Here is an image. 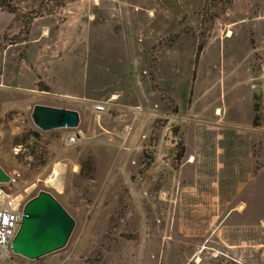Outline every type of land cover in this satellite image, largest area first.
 I'll return each instance as SVG.
<instances>
[{
    "label": "rangeland",
    "instance_id": "1",
    "mask_svg": "<svg viewBox=\"0 0 264 264\" xmlns=\"http://www.w3.org/2000/svg\"><path fill=\"white\" fill-rule=\"evenodd\" d=\"M0 165L76 222L0 264H264V0H0Z\"/></svg>",
    "mask_w": 264,
    "mask_h": 264
},
{
    "label": "water",
    "instance_id": "2",
    "mask_svg": "<svg viewBox=\"0 0 264 264\" xmlns=\"http://www.w3.org/2000/svg\"><path fill=\"white\" fill-rule=\"evenodd\" d=\"M254 94L261 95V89L255 88ZM34 125L42 132L56 129H77L80 115L77 111L37 105L32 112ZM36 137L39 136L35 132ZM173 138V131H170ZM10 175L0 165V185L9 183ZM76 226L74 218L47 191H41L29 200L23 211L20 228L11 244V252L31 261L64 249Z\"/></svg>",
    "mask_w": 264,
    "mask_h": 264
},
{
    "label": "built area",
    "instance_id": "3",
    "mask_svg": "<svg viewBox=\"0 0 264 264\" xmlns=\"http://www.w3.org/2000/svg\"><path fill=\"white\" fill-rule=\"evenodd\" d=\"M104 105H97L96 111H104ZM130 133L132 128L127 127ZM79 134L71 135L69 142H76ZM10 175V182L0 185V259L11 250V244L20 228L23 218L24 207L27 203V196L15 190L21 179V174L16 172Z\"/></svg>",
    "mask_w": 264,
    "mask_h": 264
},
{
    "label": "bare ground",
    "instance_id": "4",
    "mask_svg": "<svg viewBox=\"0 0 264 264\" xmlns=\"http://www.w3.org/2000/svg\"><path fill=\"white\" fill-rule=\"evenodd\" d=\"M64 172V167L61 165H56L54 172L48 178V183L51 185H57L58 187L61 186L60 184V176Z\"/></svg>",
    "mask_w": 264,
    "mask_h": 264
},
{
    "label": "trees",
    "instance_id": "5",
    "mask_svg": "<svg viewBox=\"0 0 264 264\" xmlns=\"http://www.w3.org/2000/svg\"><path fill=\"white\" fill-rule=\"evenodd\" d=\"M256 119H258L259 117H260V106H259V104L257 103L256 104ZM256 119H255V123L257 124V121H256Z\"/></svg>",
    "mask_w": 264,
    "mask_h": 264
},
{
    "label": "crops",
    "instance_id": "6",
    "mask_svg": "<svg viewBox=\"0 0 264 264\" xmlns=\"http://www.w3.org/2000/svg\"><path fill=\"white\" fill-rule=\"evenodd\" d=\"M221 114H222V111L220 109H218L217 110V115H221ZM192 161H193V159L190 162H192Z\"/></svg>",
    "mask_w": 264,
    "mask_h": 264
}]
</instances>
